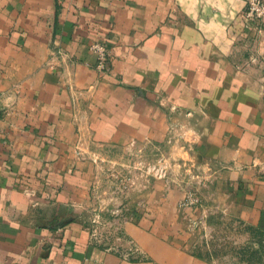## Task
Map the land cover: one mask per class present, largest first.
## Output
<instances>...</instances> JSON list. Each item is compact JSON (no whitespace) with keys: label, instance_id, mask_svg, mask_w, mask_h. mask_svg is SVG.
Returning a JSON list of instances; mask_svg holds the SVG:
<instances>
[{"label":"crops","instance_id":"1","mask_svg":"<svg viewBox=\"0 0 264 264\" xmlns=\"http://www.w3.org/2000/svg\"><path fill=\"white\" fill-rule=\"evenodd\" d=\"M245 8L0 0V264H214L146 221L97 234L94 144L188 145L209 207L264 231V26Z\"/></svg>","mask_w":264,"mask_h":264},{"label":"rangeland","instance_id":"2","mask_svg":"<svg viewBox=\"0 0 264 264\" xmlns=\"http://www.w3.org/2000/svg\"><path fill=\"white\" fill-rule=\"evenodd\" d=\"M245 19L264 26V21ZM85 154L94 174L91 207L100 219L94 221L97 234L112 237L121 221H146L214 264H264V231L243 222L236 211L209 207L206 170L188 145L158 139L128 146L94 144Z\"/></svg>","mask_w":264,"mask_h":264},{"label":"built area","instance_id":"3","mask_svg":"<svg viewBox=\"0 0 264 264\" xmlns=\"http://www.w3.org/2000/svg\"><path fill=\"white\" fill-rule=\"evenodd\" d=\"M245 17L250 21L261 24L264 21V0H246ZM90 50L96 56V68L102 72H108L112 67V54L109 44L105 39L94 41Z\"/></svg>","mask_w":264,"mask_h":264}]
</instances>
